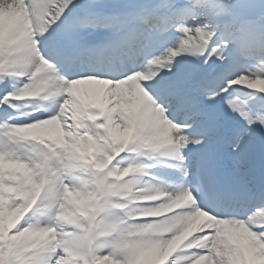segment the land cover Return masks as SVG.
Returning a JSON list of instances; mask_svg holds the SVG:
<instances>
[{
	"label": "snow or ice",
	"instance_id": "1",
	"mask_svg": "<svg viewBox=\"0 0 264 264\" xmlns=\"http://www.w3.org/2000/svg\"><path fill=\"white\" fill-rule=\"evenodd\" d=\"M0 264H264V0H0Z\"/></svg>",
	"mask_w": 264,
	"mask_h": 264
},
{
	"label": "bare ground",
	"instance_id": "2",
	"mask_svg": "<svg viewBox=\"0 0 264 264\" xmlns=\"http://www.w3.org/2000/svg\"><path fill=\"white\" fill-rule=\"evenodd\" d=\"M82 87L88 88V87H90V86H82Z\"/></svg>",
	"mask_w": 264,
	"mask_h": 264
}]
</instances>
